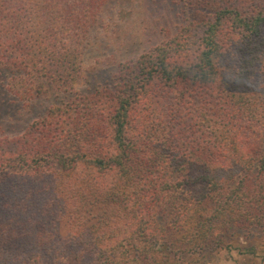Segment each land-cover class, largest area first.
I'll use <instances>...</instances> for the list:
<instances>
[{"label": "trees", "instance_id": "16d2710c", "mask_svg": "<svg viewBox=\"0 0 264 264\" xmlns=\"http://www.w3.org/2000/svg\"><path fill=\"white\" fill-rule=\"evenodd\" d=\"M110 1L0 0V94L52 101L0 138V264L257 255L264 0H171L174 34L80 91Z\"/></svg>", "mask_w": 264, "mask_h": 264}, {"label": "rangeland", "instance_id": "374dc122", "mask_svg": "<svg viewBox=\"0 0 264 264\" xmlns=\"http://www.w3.org/2000/svg\"><path fill=\"white\" fill-rule=\"evenodd\" d=\"M184 19V8L171 0H111L100 12L90 34L83 56V78L77 89L86 91L93 84V78L98 77L99 70L133 59L171 37ZM51 102L24 103L5 92L0 94V138L22 133ZM253 246L255 256L220 250L215 256L202 259L204 264H260L264 238L255 240Z\"/></svg>", "mask_w": 264, "mask_h": 264}]
</instances>
